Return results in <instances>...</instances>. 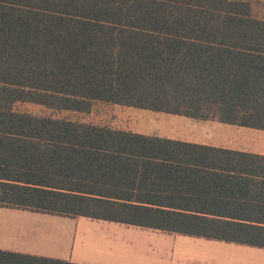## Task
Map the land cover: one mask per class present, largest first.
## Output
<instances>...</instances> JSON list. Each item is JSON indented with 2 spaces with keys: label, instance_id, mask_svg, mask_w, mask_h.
Masks as SVG:
<instances>
[{
  "label": "trees",
  "instance_id": "trees-1",
  "mask_svg": "<svg viewBox=\"0 0 264 264\" xmlns=\"http://www.w3.org/2000/svg\"><path fill=\"white\" fill-rule=\"evenodd\" d=\"M252 1L0 0V206L264 248V156L16 110L98 100L264 129Z\"/></svg>",
  "mask_w": 264,
  "mask_h": 264
},
{
  "label": "crops",
  "instance_id": "crops-1",
  "mask_svg": "<svg viewBox=\"0 0 264 264\" xmlns=\"http://www.w3.org/2000/svg\"><path fill=\"white\" fill-rule=\"evenodd\" d=\"M96 104L113 110L116 122L109 125L102 120H111L109 112L100 118L103 123L77 122L227 152L264 156V129L218 118L201 120L98 100L92 102L88 112L57 111L89 114ZM228 199L224 198V201ZM98 221L105 220L0 206V250L75 264H264V248L143 227L134 229L136 232H127L129 227L136 226L117 223L127 227L115 230L111 224ZM147 233L163 234L174 243L168 242L165 246L163 240L164 246L157 242L152 244V240L145 239Z\"/></svg>",
  "mask_w": 264,
  "mask_h": 264
},
{
  "label": "rangeland",
  "instance_id": "rangeland-1",
  "mask_svg": "<svg viewBox=\"0 0 264 264\" xmlns=\"http://www.w3.org/2000/svg\"><path fill=\"white\" fill-rule=\"evenodd\" d=\"M252 15L256 18L264 20V0H253L252 1ZM101 105L102 104H98V105L96 104L92 113H89V114H80V113L65 112V111L61 112V111L46 108V107L41 106V105L30 104V103H19L16 106V110H19L21 112H27V113L37 115V116H41V117H55V118H62V119H70L73 121H84L87 123H103V122H100V120H101L100 118H102L105 115V113L109 112L108 114L110 115L111 120H108V121L106 119H102V120L106 121L109 125L112 124L113 122H116V120H117L116 113L113 112V110H111V109L102 107ZM111 114H112V117H111ZM98 222L103 223V224H111V226H113L112 228H115V230H120L121 228L127 227L124 225H119L117 223H108L106 221H103V222L98 221ZM136 228L137 227H129V229L125 230V231L136 232L134 230ZM136 234H138V233H136ZM163 236H165V235H163V234L153 235V234L149 233L147 236H145V239L152 240V244H155V242H157L158 245H161V246H164V245L168 246V242L174 243V241L172 239H170L166 236H165L166 238H163ZM163 240L166 241V243L164 245L162 243ZM169 254H171V253H169Z\"/></svg>",
  "mask_w": 264,
  "mask_h": 264
}]
</instances>
